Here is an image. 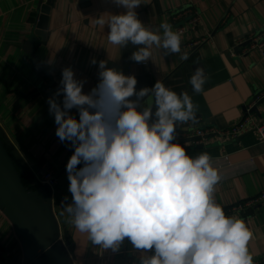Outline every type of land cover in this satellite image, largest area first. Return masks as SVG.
<instances>
[{
    "label": "crops",
    "instance_id": "0c3cea01",
    "mask_svg": "<svg viewBox=\"0 0 264 264\" xmlns=\"http://www.w3.org/2000/svg\"><path fill=\"white\" fill-rule=\"evenodd\" d=\"M48 0H0V141L26 192L46 202L55 243L60 250L58 264H138L139 252L126 239L118 252L92 245L78 233L63 212L62 201L68 191L66 164L74 149L56 136L57 125L49 113L48 99L60 86L62 70L72 68L78 80L86 81L84 93L99 82L98 63L135 75L137 91L151 88L157 80L181 93L187 91L197 105V118L206 126L225 129L235 124L246 106L264 92V53H242L244 44L255 33H263L264 0H142L135 11L150 30L167 22L177 31L187 20L183 9L192 7L200 24L182 36L181 52L164 55L152 47L147 63L130 59L139 46L113 45L108 41L107 25L93 23L101 14H122L126 9L114 0H52L46 38L34 35L41 5ZM198 46L189 43L203 39ZM33 38L32 52L26 43ZM247 44V43H246ZM239 46L240 49L238 48ZM235 48L238 54H232ZM187 53L188 59L181 56ZM95 58L96 65L91 63ZM205 69L207 82L201 94H193L189 83L195 67ZM62 101V96L58 98ZM134 99V97H133ZM253 107L254 117L264 123V101ZM70 114L79 119L74 108ZM188 124V123H187ZM203 146L183 143L186 152L196 157L207 152L222 176L214 192L215 202L227 216L243 219L253 232L249 249L254 261L264 264V201L232 210L264 191V141L254 130L238 137L204 138ZM83 165H78L82 167ZM48 168L57 176L54 188H43L39 171ZM50 234H45V239ZM0 244L4 257L9 247L20 252L12 260L30 264L31 247L14 211L11 198L0 175ZM58 258V257H57Z\"/></svg>",
    "mask_w": 264,
    "mask_h": 264
},
{
    "label": "clouds",
    "instance_id": "9594fccd",
    "mask_svg": "<svg viewBox=\"0 0 264 264\" xmlns=\"http://www.w3.org/2000/svg\"><path fill=\"white\" fill-rule=\"evenodd\" d=\"M114 3L126 12L101 14L93 23L109 27L111 44L139 46L130 59L147 63L154 45L165 56L181 52V33L172 25L161 23V34L138 18L142 0ZM98 68L99 82L88 93L86 81L64 68L47 101L56 136L74 149L66 164L72 200L61 204L68 222L103 250L118 252L127 239L139 252L138 264H254L253 232L215 202L222 176L211 156L192 157L174 142L178 124L197 122L192 96L160 80L137 91L135 75L107 67L106 60ZM206 82L205 69L195 67L192 93L201 94ZM74 108L79 119L70 114Z\"/></svg>",
    "mask_w": 264,
    "mask_h": 264
},
{
    "label": "water",
    "instance_id": "95a60500",
    "mask_svg": "<svg viewBox=\"0 0 264 264\" xmlns=\"http://www.w3.org/2000/svg\"><path fill=\"white\" fill-rule=\"evenodd\" d=\"M52 0L41 5V12L38 18L35 34L46 38L47 29L49 24V14L51 11ZM33 38L27 41L26 48L28 52H32ZM264 101V98L260 101ZM257 111V107H253L251 111ZM182 132L180 125H177L176 132ZM202 139L201 136L182 137L176 136V141L180 144L196 142L195 147L203 146L202 142H197ZM0 175L7 186L8 195L11 198V202L14 211L18 217L22 230L31 247V262L30 264H58L60 259V250L55 243L56 239L52 232V226L50 221L49 212L46 207V202L41 199L37 194L32 192H26L22 187L16 170L6 153L1 141H0ZM41 183V182H40ZM42 184V183H41ZM43 188H48L47 185H43ZM49 233L50 236L45 239V234ZM2 246L0 244V255L2 253ZM58 257V258H57ZM13 264H22L21 260H12Z\"/></svg>",
    "mask_w": 264,
    "mask_h": 264
},
{
    "label": "built area",
    "instance_id": "2783aa9c",
    "mask_svg": "<svg viewBox=\"0 0 264 264\" xmlns=\"http://www.w3.org/2000/svg\"><path fill=\"white\" fill-rule=\"evenodd\" d=\"M184 19L187 21L183 25H179L177 31L184 35L188 30L195 29L200 24V16L198 12L193 9L192 7H188L183 9L182 14ZM212 38V33L209 32L208 36L197 40L195 42L189 43L187 45L188 48H192L194 45L198 46L202 42L207 39ZM247 43V44H246ZM242 53H247L252 50H258L260 53H264V38L263 33H255L250 36V39L246 42ZM241 46L238 48L240 49ZM232 54H238L235 48L231 49ZM264 98V92L257 94L254 99V102L248 106H246L245 113L243 116L232 126L220 129L212 126H206L203 122L197 118L196 123H192L191 121L185 124H178L182 128V132H176V136H201L202 139L198 140L197 142L203 141L204 138H207L208 135L212 134L219 138H228V137H238L242 134L249 132V131H256L258 133V138L260 141H264V123H260L253 115L252 108L255 104L261 101ZM39 180L43 185H47L49 188H54L56 185L57 176L48 168H42L39 171ZM264 201V191L258 194L254 199L249 200L245 203H240L232 208V210H242L245 206L251 205L257 202ZM20 252L17 251V247H9L7 251L8 257H4L0 255V264H13L12 259L15 256H18ZM14 259V258H13ZM257 260L254 261V264H258Z\"/></svg>",
    "mask_w": 264,
    "mask_h": 264
}]
</instances>
